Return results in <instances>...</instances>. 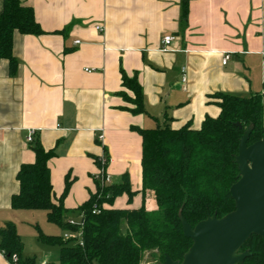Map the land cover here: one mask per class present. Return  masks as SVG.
Wrapping results in <instances>:
<instances>
[{"label": "crops", "instance_id": "1", "mask_svg": "<svg viewBox=\"0 0 264 264\" xmlns=\"http://www.w3.org/2000/svg\"><path fill=\"white\" fill-rule=\"evenodd\" d=\"M22 1L45 33L14 36V76L0 61V227L22 210L12 209L10 198L18 191L19 166L35 159L28 130L55 151L48 161L54 202L69 173L63 206L68 220L75 212L79 222L77 208L96 191L95 157L107 156L110 184L126 174L135 192L130 203L122 194L105 207H141L142 140L132 127L151 129L169 119L172 127L189 122L198 128L206 115L218 113L212 94L258 93L245 74L251 68L264 88V0ZM165 35L174 40L163 51ZM121 71L136 76L146 112L125 109L133 105L117 93H133L122 87ZM4 259L0 253V264Z\"/></svg>", "mask_w": 264, "mask_h": 264}, {"label": "trees", "instance_id": "2", "mask_svg": "<svg viewBox=\"0 0 264 264\" xmlns=\"http://www.w3.org/2000/svg\"><path fill=\"white\" fill-rule=\"evenodd\" d=\"M186 1V0H185ZM187 4L183 2L182 18H187ZM61 33L64 30L60 31ZM33 9L22 0H3L0 12V61L8 62V73L14 76L18 61L13 55L16 34L41 35ZM121 85L133 93L119 94L133 107L125 108L133 114L146 112L141 87L135 75L121 71ZM218 108L216 116L206 115L198 128L189 122L172 127L169 119L155 128L132 127L142 140L141 171L142 198L137 209L105 207L113 200L127 195L131 202L134 191L124 174L117 184H102L95 178L96 191L77 208L79 224H69L63 198L72 179L65 175L62 194L53 201L48 161L55 151L45 150L33 136L30 147L35 159L22 163L16 172L18 191L10 198L12 209H42L47 219L61 229L81 231L82 245L75 238L40 236V239L59 247L58 264H140L146 252L152 261L163 264L167 255L180 262L191 246V239L183 235L178 214L194 227L213 214L220 218L234 209L229 193L238 179L234 157L245 129L251 126L247 144L260 140L264 134L263 94L238 95L224 92L212 94ZM236 124H239L238 127ZM98 168H106L94 158ZM98 213H92L94 208ZM23 244L13 223L0 227V253L11 264H34L22 256ZM248 251L242 264H264V238L251 235L241 247ZM17 257L12 262V256Z\"/></svg>", "mask_w": 264, "mask_h": 264}, {"label": "water", "instance_id": "3", "mask_svg": "<svg viewBox=\"0 0 264 264\" xmlns=\"http://www.w3.org/2000/svg\"><path fill=\"white\" fill-rule=\"evenodd\" d=\"M251 129L243 132L234 157L238 179L229 188L234 209L220 218L208 216L194 227L179 213L183 235L192 243L180 262L166 255L163 264H242L250 256L241 251L248 238H264V134L248 145Z\"/></svg>", "mask_w": 264, "mask_h": 264}, {"label": "rangeland", "instance_id": "4", "mask_svg": "<svg viewBox=\"0 0 264 264\" xmlns=\"http://www.w3.org/2000/svg\"><path fill=\"white\" fill-rule=\"evenodd\" d=\"M247 81L251 87L252 92L263 93V81L260 79V73L257 69L251 68L245 72ZM248 95V94H238ZM263 113H264V94H263ZM160 122V121H159ZM156 125V124H154ZM155 127V126H154ZM111 182V181H110ZM78 214L75 212L71 214L70 220L75 223L78 222ZM15 225L16 231L22 241L23 250L22 256L30 258L34 264H58L59 261V247L55 244H49L40 239V236H55L65 239V232L57 224L50 222L47 219L46 212L42 209H22L13 211L10 214V220ZM6 224V223H5ZM5 224L1 227H4ZM76 235L77 232H71ZM77 240L72 241L75 243ZM151 255L146 252L140 264L151 262ZM2 263H8L5 259Z\"/></svg>", "mask_w": 264, "mask_h": 264}, {"label": "built area", "instance_id": "5", "mask_svg": "<svg viewBox=\"0 0 264 264\" xmlns=\"http://www.w3.org/2000/svg\"><path fill=\"white\" fill-rule=\"evenodd\" d=\"M95 28L98 31H102L103 30V27L100 26V25H96ZM173 40H174V36H172V35L163 36L162 39H161V50H163V51L168 50L169 47L171 46ZM78 43H79V41L76 40L75 44H78ZM228 58H229V55L225 54V56L222 59V64H225L226 61L228 60ZM180 72H181V83L184 84L186 82V68L184 66L181 67ZM34 134H35V130H33V129L28 130L27 135H26V141L27 142H31L33 140ZM99 137L101 138V136H99ZM100 162H101V164L103 166L107 165L108 164L107 156H105V155L102 156L100 158ZM104 170L105 169L103 167L99 170V176L98 177L100 178L102 184H110V177L107 174H105ZM103 206H105V204ZM98 212H99V209L96 208V207L92 210V213H98ZM68 222L71 225L72 224H79V222L75 223L74 221H72L70 219L68 220ZM64 238H66V239L75 238L77 240L76 242L79 245H82L81 231L80 230L77 232L76 235H73L71 232H65V237ZM16 261H17V257L15 255H13L12 256V262H16Z\"/></svg>", "mask_w": 264, "mask_h": 264}]
</instances>
